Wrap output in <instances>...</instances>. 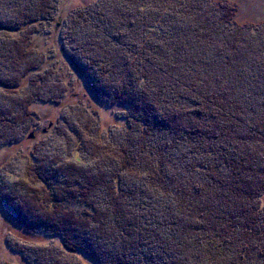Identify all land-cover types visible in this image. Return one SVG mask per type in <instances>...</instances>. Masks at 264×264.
<instances>
[{"label": "trees", "instance_id": "16d2710c", "mask_svg": "<svg viewBox=\"0 0 264 264\" xmlns=\"http://www.w3.org/2000/svg\"><path fill=\"white\" fill-rule=\"evenodd\" d=\"M58 1L24 0L36 16L0 29L27 30ZM233 12L209 0L77 11L67 58L94 99L127 107L125 126L101 135L93 114L63 117L69 154L52 176L37 163L42 188L0 190L16 229L44 228L96 264H264V31L232 27Z\"/></svg>", "mask_w": 264, "mask_h": 264}, {"label": "rangeland", "instance_id": "374dc122", "mask_svg": "<svg viewBox=\"0 0 264 264\" xmlns=\"http://www.w3.org/2000/svg\"><path fill=\"white\" fill-rule=\"evenodd\" d=\"M23 1L0 0V20L16 27L25 21V16L35 17L38 9L30 4L21 5ZM96 1L99 0H59L54 11L46 10L50 18L37 21L27 30L0 29V113L9 111V118L16 119L15 124H0V140H7L0 149V190H11L17 180L26 184L27 191L31 187L42 188L33 177L37 163L47 169V176H52L51 170L56 166L52 168L51 161L69 154L70 148L65 147L60 134L66 131L63 117L73 122L81 112L90 117L93 114L101 135L125 126L121 112L127 107L106 106L94 99L81 73L67 58V54L73 53L71 39L76 12ZM209 1L234 10L232 27H247L255 33L264 31V0ZM35 64L39 68L22 79L27 68ZM50 72L52 76L48 77ZM76 156L71 153L72 160ZM56 186L54 183L51 188ZM71 209L78 210L77 206ZM15 246L39 254V264H96L79 251H66L61 238L50 235L44 228L30 235L16 229L0 205V264H28L12 250Z\"/></svg>", "mask_w": 264, "mask_h": 264}]
</instances>
